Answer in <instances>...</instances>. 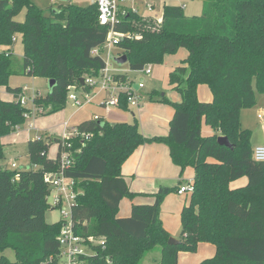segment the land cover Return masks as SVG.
Instances as JSON below:
<instances>
[{
    "label": "trees",
    "instance_id": "trees-1",
    "mask_svg": "<svg viewBox=\"0 0 264 264\" xmlns=\"http://www.w3.org/2000/svg\"><path fill=\"white\" fill-rule=\"evenodd\" d=\"M72 1L56 0L58 7L42 9L33 0H0V87L13 96L12 101L0 99V138L30 117L62 111L69 89L105 68L103 58L91 52L103 46L109 27L99 23L96 2L79 7ZM197 1L202 2L200 16H186L183 7L168 5L155 24L126 8L113 28L122 35L115 48L127 57L131 71L160 65L166 56L186 50L182 64L168 76L180 99L161 100L173 109L166 136L147 138L136 123L110 124L93 115L77 124V134L67 140L49 135L29 140V170L1 165L5 148L0 142V252L11 249L15 256L14 261L1 256L0 264H48L59 254L61 221L45 220L52 208L43 177L59 172L63 153L72 160L63 174L78 188L71 209L75 233L87 245L90 239L100 241L89 245L90 255L81 257L84 264H142L154 252L161 255L159 264H177L179 253H193L200 243L212 244L216 251L199 264H264V162L253 159L251 132L240 123L241 111L255 105L256 93L264 94V0ZM24 9V20L17 21ZM16 36L23 45L21 69L14 68L12 59ZM15 74L54 85L46 97L34 96L30 109L20 103L22 89L8 85ZM113 78L133 83L125 75ZM202 86L210 92L209 101L198 98ZM120 96L118 109L130 111L127 95ZM202 123L213 134L202 136ZM220 136L233 148L219 145ZM151 143L168 148L180 175L188 167L194 171V191L185 194L188 202L180 212L181 234L174 245L168 244L171 236L160 220L162 202L174 188L160 187L152 204H133L128 217L117 216L121 200L137 195L121 167ZM53 146L57 151L51 159ZM241 178L247 179L244 186L230 188Z\"/></svg>",
    "mask_w": 264,
    "mask_h": 264
},
{
    "label": "rangeland",
    "instance_id": "rangeland-1",
    "mask_svg": "<svg viewBox=\"0 0 264 264\" xmlns=\"http://www.w3.org/2000/svg\"><path fill=\"white\" fill-rule=\"evenodd\" d=\"M55 1L56 0H33L36 6L42 9H45L50 5L58 7L54 4ZM91 3L92 0L72 1L73 5L79 7H87ZM168 5L183 7L184 15L189 17L200 16L202 12V2L197 0H124L121 3V6L125 7L124 10L127 11L126 8H129L141 17H150L155 24L161 23V21L159 22V20L162 16L163 8L164 6ZM148 6H152L151 11H148ZM24 18L25 9L17 15L16 20L23 21ZM15 38L16 42L12 50V59L14 62V68L21 69L23 62V45L20 36H16ZM119 53L120 52L118 48H112L111 58L109 60L108 74L113 76L125 75L129 77L133 83L135 82V84H137V82H141L142 86L137 90L136 93L139 97H141L139 105L130 106V111H122L121 109L112 107L109 113H107L103 109V107L100 106V103H102L103 100L107 97V93L102 92L94 100H92L91 103H85L82 96V91L80 89H76L75 95L77 96L79 102L83 103L82 107L76 106L72 101L67 99L66 106L62 111L49 116H45L41 120H38V125H35L36 130H27L28 125L32 121V118L30 117L22 126L19 127L16 132L0 138L1 143L5 148V157L1 165L6 166L8 170H13V168L11 167L12 164L16 165V169L28 170L29 162L27 158V147L29 140H34L39 136L45 138L46 135L62 138L64 123H67L68 129L71 130L80 122L89 120L94 114L105 115V113H107L108 115L106 117V121L110 124L136 123L141 133L147 138H151V135H147L146 132H150L152 130V128L154 127L153 120L154 117H156L160 119V126H158V128H161L162 132H166L165 135L160 136H166L169 131V122L173 115V109L170 105L162 103L161 100L162 97L165 96L170 102L179 101V94L168 85V76L169 73L175 69V67L182 64L183 60L186 57V50L180 49L176 54L166 56L164 58V61L160 65H146L143 71H131L128 64H117L115 62V59L122 56ZM103 57H105V54H103ZM147 69H150L149 74H145V70ZM8 85L11 88L22 89L25 107L30 109H33L31 100L34 96L39 93L41 97H46L49 92V83L46 81V79L37 77L34 78L24 74H15L13 76H10ZM5 90V87H0V99L3 101H9L11 99V96L7 94ZM92 92H98V86L93 87ZM150 96H153L152 100H149ZM198 98L201 101H209L210 92L207 87L202 86L198 89ZM157 109H159V111H162L161 114L157 113ZM42 116L40 115V117ZM240 123L242 129L251 132L250 142L252 147L264 143V94L256 93L255 105L252 108L244 109L241 111ZM207 130L210 131V133H208ZM201 134L202 136H208L213 134V131L210 127L202 123ZM7 143H9L11 146ZM55 156V148L51 147L48 152V157L53 158ZM188 170L189 168H185L182 176L184 175V172ZM176 184L177 182H169L168 187H173ZM184 184H186V182H184ZM173 194L176 198L178 197L174 193V191ZM52 197L53 194L51 193L48 197L49 204L52 202ZM60 218V213L57 209L48 210L45 214V220L48 224L56 223L60 220ZM172 224L173 222L171 220V225ZM180 234L181 226L178 233L175 236H171L170 238L179 241ZM196 251L193 253H189L190 255H192L190 264H199L203 260L211 258L209 257L204 259V257L200 255V252ZM156 255H158V252L149 254L148 256H150V258L147 260V262H150V259L155 258ZM196 255H199L200 257L193 258ZM1 256L6 257L10 261L15 260L14 252L11 249H6L5 251L0 252V257Z\"/></svg>",
    "mask_w": 264,
    "mask_h": 264
},
{
    "label": "built area",
    "instance_id": "built-area-1",
    "mask_svg": "<svg viewBox=\"0 0 264 264\" xmlns=\"http://www.w3.org/2000/svg\"><path fill=\"white\" fill-rule=\"evenodd\" d=\"M124 0H94L98 5V20L101 25L108 26L109 31L105 43L101 48H95L92 50L93 56H101L105 63V68L100 72L98 77H84V87L89 89L86 93L81 86H73L69 89L68 97L76 106L82 107L83 103H80L75 95L76 89L82 91V96L85 103H91L100 93H107V97L100 103V106L109 113L112 107L118 108L121 100V93L127 95L126 104L130 106H137L140 103L141 97L136 93L142 86L141 82L137 84L131 83L130 85L119 84L114 81L113 75L108 74L109 60L111 58V50L113 47L122 40V35L116 34L113 30L115 24L119 19L126 14L125 7L121 6ZM152 10V6H148V11ZM161 20H159L160 22ZM1 51V49H0ZM105 54V57H103ZM150 69L145 70V74H149ZM98 86V92L93 93L92 88ZM137 86V89H135ZM22 106H25L24 98L20 99ZM26 117H28L26 115ZM95 121H105L104 117L94 115ZM64 127L67 130L62 138L69 139L77 134V129H68L67 123H64ZM85 138H88V134H84ZM68 145V144H67ZM253 159L257 162H264V143L253 148ZM72 160L68 153H63L60 160V169L57 173L44 174L43 180L50 187V194H53L52 202L49 206L52 209H57L60 213L61 229L58 235L57 241L59 246V254L56 258H50L48 264H84V260L81 257H87L90 255L91 250L89 245L100 244V241L90 239L89 245L86 244L84 239L75 233L73 228V221L71 215V209L74 205L78 188L76 181L64 176L63 172L70 168ZM11 167L16 169V165L12 164ZM61 171V172H60ZM194 191L193 182L188 181L186 184L180 185L177 190L178 195L191 194ZM49 194V195H50ZM49 197V196H48ZM47 197V201H48Z\"/></svg>",
    "mask_w": 264,
    "mask_h": 264
},
{
    "label": "crops",
    "instance_id": "crops-1",
    "mask_svg": "<svg viewBox=\"0 0 264 264\" xmlns=\"http://www.w3.org/2000/svg\"><path fill=\"white\" fill-rule=\"evenodd\" d=\"M93 1L94 0H92V2ZM9 95L11 96L10 100H13V96L11 94ZM156 111L157 113L160 114L162 112L161 110L159 111V109H157ZM107 113H105V115H99V116L104 117L106 120L107 119L106 117L108 115ZM31 118L32 121L28 125L27 128L28 131L36 130L35 125H38L37 123L38 120H41L43 117H36V118L31 117ZM153 122H154V127L150 132H146V134L151 135V137L165 135L166 132H162L161 128H158V126H160L159 125L160 119L154 117ZM66 131L67 130L65 129V127H63V135L66 133ZM208 133H210V131H208ZM53 147L55 148V151H57L56 146ZM255 147H252V149ZM54 158L55 157L51 159ZM121 174L124 180L126 181V183L128 184L130 191L137 195L132 199L123 198L121 200L117 214L118 217H122V218L128 217L130 215L131 206L133 204H152L154 201L153 194H155L160 187L175 189L174 193L178 197L176 198L173 192L169 193L164 198L162 205L160 207V213H161L160 220L162 222V225L167 230L170 236H175L180 230V212L183 206L188 202V199H186L185 195H178L177 192L175 191H177L178 187L180 185H183L184 182L192 181L194 176L193 169L189 168L188 171L184 172L183 176L180 175V169L171 162L168 148L164 144L162 145L158 143H151L138 148L129 157V159L121 167ZM169 182L172 183L177 182V184L174 185L173 187L170 186L168 187ZM246 183H247V179L241 178L237 181L230 183V188L241 187L244 186ZM170 219L173 222L172 225ZM196 252H200V255L204 257V259L209 258L214 255L215 247L212 244L200 243L198 245ZM191 256L192 255H190L189 253H185V252L179 253L177 264H190V261L192 260ZM160 257L161 255L158 252V255H156L155 258L150 259V262H147V260L150 258V256H148L143 260V263L159 264ZM196 257H200V256L196 255L193 258Z\"/></svg>",
    "mask_w": 264,
    "mask_h": 264
},
{
    "label": "water",
    "instance_id": "water-1",
    "mask_svg": "<svg viewBox=\"0 0 264 264\" xmlns=\"http://www.w3.org/2000/svg\"><path fill=\"white\" fill-rule=\"evenodd\" d=\"M127 61L128 60H127L126 56H120V57H117L115 59V62L117 64H120V65L126 64ZM48 83H49V89L52 88L53 85H54V81H49ZM79 84L81 85V87L84 88L86 93L89 92V89L84 87L85 83H84V79L83 78L79 79ZM135 89H137V86H135ZM217 142H218L219 145L225 146V147L230 148V149L233 148V145L228 141V139L226 137H222V136L218 137ZM178 243H179L178 240H175V239H172V238H170L169 241H168V244H170V245H174V244H178Z\"/></svg>",
    "mask_w": 264,
    "mask_h": 264
}]
</instances>
